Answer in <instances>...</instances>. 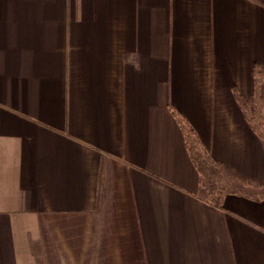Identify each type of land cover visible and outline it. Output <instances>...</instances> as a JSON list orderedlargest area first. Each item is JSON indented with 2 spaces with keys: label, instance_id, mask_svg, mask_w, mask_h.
I'll list each match as a JSON object with an SVG mask.
<instances>
[{
  "label": "crops",
  "instance_id": "crops-1",
  "mask_svg": "<svg viewBox=\"0 0 264 264\" xmlns=\"http://www.w3.org/2000/svg\"><path fill=\"white\" fill-rule=\"evenodd\" d=\"M256 62L264 0H0V264H264V201L200 200L172 113L264 186Z\"/></svg>",
  "mask_w": 264,
  "mask_h": 264
},
{
  "label": "trees",
  "instance_id": "trees-1",
  "mask_svg": "<svg viewBox=\"0 0 264 264\" xmlns=\"http://www.w3.org/2000/svg\"><path fill=\"white\" fill-rule=\"evenodd\" d=\"M253 77V95H242L235 88L233 93L248 124L264 148V63H254ZM172 113L182 130L188 154L199 174L197 196L200 200L219 209L223 208L225 195L241 196L257 202L264 201V186L245 180L213 159L186 118L175 110H172Z\"/></svg>",
  "mask_w": 264,
  "mask_h": 264
}]
</instances>
